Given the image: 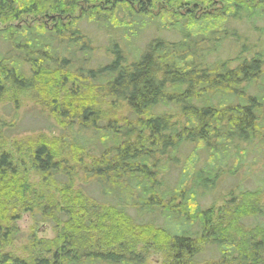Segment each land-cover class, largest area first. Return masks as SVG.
Masks as SVG:
<instances>
[{
	"label": "trees",
	"instance_id": "trees-1",
	"mask_svg": "<svg viewBox=\"0 0 264 264\" xmlns=\"http://www.w3.org/2000/svg\"><path fill=\"white\" fill-rule=\"evenodd\" d=\"M88 24L113 30L103 47ZM0 27V103L18 107L33 90L72 132L70 141L27 138L34 174L60 198L41 206L57 236L33 234L43 252L32 257L7 250L19 239L17 204L32 211L33 189L11 153H0V264H148L141 242L166 249L165 264H264V225L245 224L264 218L262 186L231 190L217 211L199 201L251 147L264 149V0H0ZM142 34H151L144 45ZM13 117H0V140ZM78 178L101 198L75 189ZM154 196L164 225L137 224L130 209L154 212ZM209 248L216 254L206 257Z\"/></svg>",
	"mask_w": 264,
	"mask_h": 264
},
{
	"label": "rangeland",
	"instance_id": "rangeland-1",
	"mask_svg": "<svg viewBox=\"0 0 264 264\" xmlns=\"http://www.w3.org/2000/svg\"><path fill=\"white\" fill-rule=\"evenodd\" d=\"M159 5V4H158ZM161 6V5H159ZM262 21L258 22L259 26H262ZM241 29L245 30L244 23L240 24ZM1 28V27H0ZM88 29V32H94L97 34V42H99L100 46H104L108 42V38L112 34V29L110 31L107 29H96L91 24H88L86 26ZM152 31V30H151ZM161 36H171L169 33H165L164 30H161L160 32ZM114 34H117V32L114 31ZM249 34V33H248ZM260 35V34H259ZM258 34L255 36H259ZM116 36V35H115ZM118 37V36H117ZM151 37V34H148V36H145V34L141 35L140 43L145 44V42ZM175 38V36H173ZM255 37L252 33L251 39L247 40L249 43L250 41H254ZM225 46V49H224ZM221 49L220 53H223V58H226V52H224L226 49L229 50V43H226ZM231 48V47H230ZM224 50V51H223ZM232 51V49H231ZM229 52V54L233 57L235 53H237L238 50H234L232 52ZM102 54L100 56L101 60H103L104 53L103 51H99L98 55ZM251 92H255L253 89H251ZM36 96V92L29 91L24 92L21 95V103L18 107L16 105H9L6 103H0V117H2L4 120H7L8 122H12L14 119V115H17L14 127L11 130L5 131L6 133V140H0V153L3 151L11 153V155L14 158V162L16 166L23 171V176H28L29 182L33 189V195L31 196V199H28L25 203L27 205H30L33 207L32 211H27L23 205L25 204H17V211H18V219L15 220L16 225L20 229L19 239L13 244V246H10L7 248V250L16 256L28 258L32 257L35 254L42 253V248L39 245H35V247L32 246L31 242V236L34 234L38 240H45V239H54L57 236V229L55 228L54 224L51 221H44L41 219V206H44L45 203L48 204V200L53 196L54 194L56 196V199H60L58 192L56 191L55 187L52 183H46V180L42 178V176L35 175L34 169L30 163L29 159V149L31 148L28 145L27 138H34L37 136L42 135L43 133L47 136H51L54 138V136H61L65 135L68 138V141L71 140L72 132L70 128L63 127L59 125L56 120L51 117V115L45 111L40 105L36 103V101H33L34 97ZM116 108V111L120 113H126L127 109L125 107L120 108L118 104L114 106ZM102 109L107 110L112 109L110 108L106 103L101 105ZM161 108V107H160ZM168 108L162 107L161 110H167ZM61 146V145H60ZM247 146V145H245ZM194 146L184 145L182 147L183 153H186L189 155L191 152V148ZM66 150L64 148V152L66 153ZM254 150V152H253ZM74 152V151H73ZM255 149L253 147L250 148L249 152L247 153V156L242 160L240 167L238 171L233 175H226L223 174L222 176L217 179V181L214 184L213 190H210L208 193H204V191L200 188L199 194L204 193L203 197L200 198L199 201L201 205V209L204 208H211L212 204L215 205V210L219 209L220 207L224 208L223 206L226 205V203L231 200L232 195H230L231 190H237L239 186L240 188L244 189H255L257 187L264 188V149L261 150V152L255 154ZM79 152L77 151V156ZM72 154V153H71ZM69 154L70 158H72V155ZM75 157V156H74ZM185 157V156H184ZM183 157V158H184ZM182 158V159H183ZM70 160V159H69ZM200 163L197 164V167L203 166L205 163V157L203 153L201 152V160H199ZM233 159H229L226 163V169L229 168V166L234 165ZM74 163V162H72ZM81 175V174H80ZM82 176V175H81ZM80 176V177H81ZM178 177V170H174L171 174L170 178L167 180V185H173L175 184V181ZM191 183V182H190ZM82 189L86 194L90 196H94L97 199H100V193L99 190L96 188V186L92 183V181L87 180L85 182L84 180H81L78 178L75 183V189ZM56 191V192H55ZM209 191V190H208ZM212 191V192H211ZM153 208L151 210H154V212H142L140 213L138 210L130 209V214L135 218V221L137 224L145 222V223H152L153 225L163 226L164 225V219L161 212L160 207L157 203L160 202L159 197H153ZM106 200V199H104ZM156 202V204H155ZM181 202L178 200V203ZM217 211V210H216ZM167 218V225L170 229L177 230L178 226L174 223V218L172 216H168ZM262 223L264 225V218L259 219H252L248 218L245 220V224L247 225H254L255 223ZM211 227V226H210ZM209 227V228H210ZM193 231L197 232L200 231L199 227V221H196L193 225ZM153 242V241H152ZM39 246V247H37ZM139 249H143L147 251L146 261L148 264H165L166 262V256L165 253L166 249H161L158 246H155L151 242L149 245L144 244L141 242L137 245ZM213 248V247H212ZM209 248L211 251H207L205 253V256H214L216 253L214 249ZM165 252V253H164ZM50 255V254H49Z\"/></svg>",
	"mask_w": 264,
	"mask_h": 264
}]
</instances>
